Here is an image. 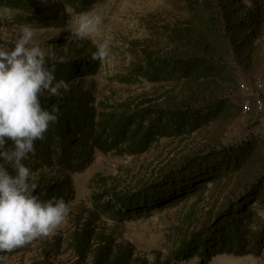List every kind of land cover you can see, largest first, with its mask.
I'll return each instance as SVG.
<instances>
[{"label": "trees", "instance_id": "16d2710c", "mask_svg": "<svg viewBox=\"0 0 264 264\" xmlns=\"http://www.w3.org/2000/svg\"><path fill=\"white\" fill-rule=\"evenodd\" d=\"M101 1L57 0L56 6L44 7L40 0H0V11L12 13L19 24L52 27L62 21L61 5L78 14ZM186 9L189 17L167 28L165 50L141 49L126 79L175 84L178 93L168 92L163 101H97L89 89L80 85V80L95 75L101 64L90 59L95 52L91 49L88 54L74 48L64 56L45 58L46 67L55 65L56 82H62V87L57 96L40 94L45 110L51 112L56 107L59 112L58 121L49 125L45 139L35 142V154L23 161L32 173L29 182L37 185L34 194L42 200L67 198L65 181L46 175L48 169L59 174L83 172L96 151L140 154L154 142L191 135L211 124L222 128L234 117L229 112L228 95L232 87H238L240 66L250 63L260 48L264 37L261 7L255 0H188ZM8 147H13L11 141ZM7 170L15 174L10 166ZM232 177L245 179L242 191L213 212L188 239L179 242L175 256L209 258L217 252H258L264 248V214L256 215V209H264V140L255 135L235 145L209 143L177 165L160 169L138 190L106 191L99 206L114 220L139 219L198 194L209 183L218 185ZM239 183L243 185V181ZM255 205L258 208H252ZM254 216L260 225L249 238ZM112 246L99 239L91 248L84 238L75 252L82 261L91 253L90 264H131V249ZM40 264L51 263L44 260Z\"/></svg>", "mask_w": 264, "mask_h": 264}, {"label": "rangeland", "instance_id": "374dc122", "mask_svg": "<svg viewBox=\"0 0 264 264\" xmlns=\"http://www.w3.org/2000/svg\"><path fill=\"white\" fill-rule=\"evenodd\" d=\"M44 7L56 6L57 0H40ZM188 0H104L96 2L87 12L100 15L102 24L88 39L71 36L70 19L76 13L61 5V14L56 7V16L62 21L52 27L31 26L38 33L36 42L45 52V58L64 56L72 49L81 48L84 53L107 41L109 56L100 64L97 73L80 80V85L95 95L97 101L122 102L127 99L140 101L166 99L168 92L178 93L173 83H151L144 79L127 81L129 71L137 64V56L143 48L164 51L169 26L181 24L189 17L186 9ZM261 7L264 18V0H255ZM60 8V7H59ZM64 17V19H63ZM13 20V14L0 11V47L14 46L21 26ZM94 49V50H93ZM264 77V37L260 48L250 63L240 66L238 82L243 78ZM174 88L175 90H173ZM230 110L234 117L224 126L211 124L191 135L173 139H162L152 143L143 153L131 154L96 151L91 165L83 172L55 173L53 169L46 175L58 176L68 188L64 200L71 209L63 225L49 237L39 238L29 245L17 248L6 255V264H40L44 260L51 264H90L91 253L82 261L75 248L83 239L91 248L99 239L132 251L131 264H264V248L245 255L217 252L213 257L180 259L175 250L183 239L200 229L212 213L239 194L245 186L243 177L224 178L221 183L208 184L198 194L180 203L167 204L164 208L144 215L139 219L117 220L103 212L99 204L106 191L124 189L138 190L149 183L165 167L177 165L183 158L200 151L209 143L235 145L249 137V130L257 134L255 123L242 116L238 91L230 89ZM65 177V178H64ZM243 181V185L240 183ZM216 182V181H215ZM108 197L105 196V200ZM252 208H258L257 205ZM256 215L264 214V209H256ZM264 218V216H263ZM249 238L257 230L259 218L253 217ZM189 257V256H188Z\"/></svg>", "mask_w": 264, "mask_h": 264}, {"label": "clouds", "instance_id": "9594fccd", "mask_svg": "<svg viewBox=\"0 0 264 264\" xmlns=\"http://www.w3.org/2000/svg\"><path fill=\"white\" fill-rule=\"evenodd\" d=\"M101 24L100 15L80 12L71 17L69 30L71 36L83 40L91 38ZM37 35L34 28L24 25L14 47H0V253L51 236L71 211L62 198L42 200L34 194L37 185L29 182L32 173L23 163L35 154L34 144L45 139L49 125L58 121V108L45 110L40 94L57 96L62 87V82H56L55 65L46 67ZM108 56L105 41L90 59L103 63ZM6 262L7 257L0 256V264Z\"/></svg>", "mask_w": 264, "mask_h": 264}, {"label": "built area", "instance_id": "2783aa9c", "mask_svg": "<svg viewBox=\"0 0 264 264\" xmlns=\"http://www.w3.org/2000/svg\"><path fill=\"white\" fill-rule=\"evenodd\" d=\"M237 91L242 116L258 126L257 134L249 130V136L255 135L264 140V77L241 79Z\"/></svg>", "mask_w": 264, "mask_h": 264}, {"label": "crops", "instance_id": "0c3cea01", "mask_svg": "<svg viewBox=\"0 0 264 264\" xmlns=\"http://www.w3.org/2000/svg\"><path fill=\"white\" fill-rule=\"evenodd\" d=\"M256 127H258V126H256ZM263 134H264V132H263ZM259 138V137H258Z\"/></svg>", "mask_w": 264, "mask_h": 264}]
</instances>
